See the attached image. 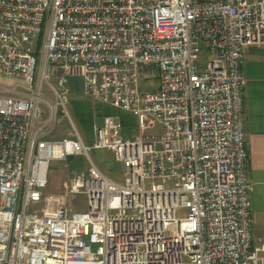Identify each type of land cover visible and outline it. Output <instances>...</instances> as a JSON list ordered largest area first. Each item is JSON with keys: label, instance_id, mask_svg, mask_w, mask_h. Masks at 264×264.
Instances as JSON below:
<instances>
[{"label": "built area", "instance_id": "built-area-1", "mask_svg": "<svg viewBox=\"0 0 264 264\" xmlns=\"http://www.w3.org/2000/svg\"><path fill=\"white\" fill-rule=\"evenodd\" d=\"M249 48H264V0H0V77L14 81L0 84V264H264L251 234ZM51 78L55 102L42 94ZM74 78L138 131L93 117L86 142L68 110ZM59 115L69 130L55 139ZM94 150L112 155L119 181ZM69 157L88 168L46 194L51 162Z\"/></svg>", "mask_w": 264, "mask_h": 264}, {"label": "rangeland", "instance_id": "rangeland-1", "mask_svg": "<svg viewBox=\"0 0 264 264\" xmlns=\"http://www.w3.org/2000/svg\"><path fill=\"white\" fill-rule=\"evenodd\" d=\"M152 84H156L154 80L151 81ZM14 83L13 80H8L6 78L0 77V84L2 85H9L11 86ZM69 84V82H68ZM49 85H52L53 87H56V81L51 78L48 81V84H44L42 88V94L43 97L48 99L51 102H55V97L52 95L48 87ZM69 86V85H68ZM74 89L71 91L70 95V104L68 107L70 116L73 120V122L76 124L79 133L81 134V137L88 142L92 139V130H91V123L93 122H88L86 123L84 129H81L78 127L76 120L74 118V109L76 106L73 103H77L80 101H84L88 103L91 106L92 112H93V117L96 118L98 125H101L102 122L101 119L104 115L105 112L107 114L113 113L117 114L119 118L125 117L128 119H132L133 125L131 126L130 129H125V133L129 134H134L138 131V121L137 118L134 117L133 115L120 110V109H113L104 105L96 104L91 101H89L81 92V87H82V80L80 78H74L71 80V86ZM111 111H109V110ZM78 112L80 113V109H78ZM76 113V112H75ZM78 114V113H77ZM122 123V122H121ZM141 124H142V130L143 132H157L156 127H154V124L152 121L148 118H142L141 119ZM123 125V124H122ZM124 127V126H123ZM68 126H67V120L66 118L62 117L61 115L58 116L57 119V124H56V132L54 133V138L59 139L66 137V133L68 132ZM90 158L93 161L94 165L106 176L109 178L119 181L121 178V168L120 165L114 162V159L112 158V155L107 151V150H94L90 153ZM88 168V163L85 161V159L77 157H69L66 159V161H53L50 164V169L48 173V185L46 188V194L48 195H62L64 193V186L67 183L69 177L73 173H78V172H84ZM86 172V171H85ZM78 204L80 205V210L84 211L85 209V198L84 197H79L77 199ZM46 205V201L42 200L41 202L34 204V208L36 210H41L44 206Z\"/></svg>", "mask_w": 264, "mask_h": 264}, {"label": "crops", "instance_id": "crops-1", "mask_svg": "<svg viewBox=\"0 0 264 264\" xmlns=\"http://www.w3.org/2000/svg\"><path fill=\"white\" fill-rule=\"evenodd\" d=\"M246 49L242 61L248 180L251 185V234L264 243V57Z\"/></svg>", "mask_w": 264, "mask_h": 264}, {"label": "trees", "instance_id": "trees-1", "mask_svg": "<svg viewBox=\"0 0 264 264\" xmlns=\"http://www.w3.org/2000/svg\"><path fill=\"white\" fill-rule=\"evenodd\" d=\"M68 85H69V87L71 86V81H69ZM70 89L72 91L74 88L70 87ZM73 104L76 106V108L73 111L76 123H77L79 128L84 129L86 123H88V122L91 123L93 121V112H92L91 106L84 101H80L77 103L75 102ZM78 109H80V111H81L80 113L78 112ZM110 114H113V113H110ZM110 114H107V112L104 113V115H110ZM120 119H121V122H122L125 129H127V128L130 129L131 126L133 125L132 119H128L125 117H121Z\"/></svg>", "mask_w": 264, "mask_h": 264}, {"label": "water", "instance_id": "water-1", "mask_svg": "<svg viewBox=\"0 0 264 264\" xmlns=\"http://www.w3.org/2000/svg\"><path fill=\"white\" fill-rule=\"evenodd\" d=\"M250 54L264 57V48H250Z\"/></svg>", "mask_w": 264, "mask_h": 264}]
</instances>
